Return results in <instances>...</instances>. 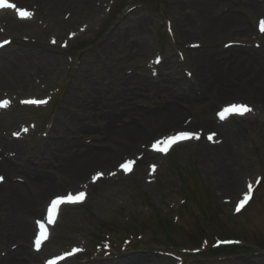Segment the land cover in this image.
Returning <instances> with one entry per match:
<instances>
[{
  "label": "rangeland",
  "instance_id": "374dc122",
  "mask_svg": "<svg viewBox=\"0 0 264 264\" xmlns=\"http://www.w3.org/2000/svg\"><path fill=\"white\" fill-rule=\"evenodd\" d=\"M26 1L19 4L28 8L35 4ZM87 1L94 5L95 11L90 15L82 14L81 20L70 25H56L50 21L51 17L41 15L36 16L34 23L16 22L12 18L17 27L15 31L0 25V41L11 40V44L0 51V57L11 66L19 65L21 78L20 84L7 83L11 89L0 88V100L10 99L11 102L7 109L0 110V148L6 152V143L18 141L16 152H9L10 159L20 167L44 168L50 176L47 194L38 208L39 216L50 197L81 190L88 194V200L81 206L64 208L53 238L41 252H33L32 247L34 216L30 220L33 232L24 242L12 236L11 219L8 220V212L0 208V233L11 237L9 243H0V264L20 254L23 245L30 247L36 256L35 262L29 260L28 264H45L50 256L73 248L80 249L81 253L64 264H128L131 258L134 261L129 264H177L180 257L184 264H264V107L256 105L259 99L250 100L258 97H243L237 91L244 83L238 70L250 65H244L246 61L238 56L232 58L234 52L242 50L263 53L264 61V35L258 33L257 27L259 20H264V11L251 10L248 3L264 6V0H227L205 12L200 0ZM76 6L84 4L78 2ZM73 11L72 5L61 9L60 19L64 13ZM212 13L213 16L237 14L243 22L232 23L228 32L209 38L202 28ZM137 24L143 27L138 30ZM248 29L252 32L245 34ZM113 35H123L125 39L114 43L117 40L111 39ZM109 41L112 43L106 49ZM139 46L149 48L147 53L137 54L133 48ZM16 47L43 51L57 60L54 59L51 67L42 65L32 69L27 58L18 62L10 57ZM193 52L215 54L213 69L206 73L210 76L208 86L197 81ZM44 56V59L48 57ZM85 70L86 79H83ZM130 79L147 81L150 85L141 87L142 93L138 91L136 96L133 92L139 85L130 84ZM165 82L171 85V92L159 91ZM222 85L227 86L229 97L211 100L217 97L216 93L206 99L203 97L206 91L210 94L211 88L218 90ZM171 93L179 98L185 95L194 98V102H183L186 115L180 122L191 121L192 126L182 127L180 123L179 128L156 123L151 126L145 119L129 114L132 109L158 111L159 102L171 97ZM69 94L74 96L72 102L67 99ZM28 97L47 98L49 103L40 109L27 108L23 99ZM238 102L249 104L252 111L245 117L218 123L217 111L224 105ZM122 112L128 115H122L115 122L117 127L140 124L147 136L139 140L149 158L144 169L136 166L129 177L123 176L118 169L106 181H99L91 188L79 186L55 171L58 164L53 167L55 151L49 144L64 137L57 132V127L71 129L70 120L66 118L78 117L81 127L87 129L75 137L78 145L71 149L72 154L80 151L82 155L90 148L117 150L121 157L115 163L119 164L134 157L133 152L123 151L117 143L106 140L103 131L107 117ZM201 122L216 126L212 130L208 126L196 127ZM217 127L233 131L231 138H222ZM193 128L201 130V142L194 140L175 148L168 157L150 152L151 139L177 130L193 131ZM208 133H216V140L219 137L217 145L205 146L213 156H218L223 146L231 152V161L222 162L230 165L238 191L222 188L228 174L217 168L215 157L213 160L200 157ZM61 154L64 160L65 155ZM3 174L0 173L2 179L6 178ZM18 175L11 177L19 182L27 180ZM249 185L256 189L252 204L243 214H236L235 204L244 193L248 194ZM35 190L36 187L29 186L30 193ZM162 211H167L169 216L160 221ZM107 225H113L117 234L122 233L123 240H116L119 235L113 231L111 234ZM139 233L143 235L139 237ZM204 236H209L211 242L213 236L240 238L239 246L246 248L235 254L227 249L217 256L204 255L196 259H187L178 251L162 250L159 246L152 248L153 243L158 242L194 246Z\"/></svg>",
  "mask_w": 264,
  "mask_h": 264
},
{
  "label": "bare ground",
  "instance_id": "6f19581e",
  "mask_svg": "<svg viewBox=\"0 0 264 264\" xmlns=\"http://www.w3.org/2000/svg\"><path fill=\"white\" fill-rule=\"evenodd\" d=\"M26 0H15L17 3H22ZM32 3H35L34 5L36 8V11L39 12L42 16L45 17H51L50 21L60 24H67L70 25L73 22H76L78 19H82V14L90 15L95 11V7L93 4H91L90 1L87 0H30ZM227 0H200V5L202 7V11L205 12L208 10H214L215 5L218 3L226 2ZM28 1H26L27 3ZM78 2L81 4L83 3L84 6L77 7L76 5ZM249 3V9L256 10L258 13L264 11V6L253 3L251 1ZM68 5H72L73 12H71L70 16H67L66 13L62 15V19H60L61 15H59L61 9L68 7ZM31 9L34 10V6H31ZM77 9V10H76ZM10 10H3L0 11V23L2 21L5 22V25L8 28H15L13 23H11V14L9 13ZM207 16V15H206ZM47 17V18H48ZM208 17V16H207ZM48 20V19H47ZM67 20V21H64ZM241 22L242 18L239 17L237 14L233 13H227L224 15L219 16H213V13L211 17L209 16L206 22V25L202 28V32L204 35L211 38L212 36H217L222 33H226L229 30V26H231L232 23ZM243 22V21H242ZM143 25L137 24V29L139 30L142 28ZM136 28V27H133ZM14 30H17L15 28ZM252 32L251 29L245 30V34H248ZM185 38L187 36H184ZM111 39H116L114 43L122 42L125 39V36H115L113 35ZM112 41V40H111ZM111 41L107 43L106 49H109L108 47L111 45ZM111 48V47H110ZM149 48L145 47H134L133 50L137 52V54H145L147 53V50ZM245 54L246 56H243ZM263 53H255V52H248L245 53L244 51L240 50L239 52H234L232 54V58H241V60H245L246 63L244 65L249 64V67H246L244 69H239L238 72L240 74V78L244 81L242 85L237 87V91L242 93L243 97H258V98H250V100H257V106L260 108L264 107V61H263ZM44 55H48L46 59L43 58ZM201 54L197 52L191 53V56H193L194 62L197 65V81L202 83V85L208 86L210 84V76L206 73H209L210 70L213 69V60L212 57L215 56V54ZM249 56V57H248ZM10 57L14 60H17L18 62L20 59H25L29 61L30 65H32V69L34 68H40L42 65L51 67L54 64V59L56 57H53L49 55V53H44L43 51H29L24 50L22 47H16L15 50L11 51ZM46 57V56H44ZM3 58L0 57V88L3 89H11V85L8 88L7 83L9 81L20 84L19 81H21V78L19 77L20 72L18 71V66H11L7 63L3 62ZM57 60V59H56ZM45 62V64H44ZM86 70L84 71L82 78L86 79ZM237 72V71H236ZM239 77V75L237 74ZM218 81L221 80V77H218ZM14 80V81H13ZM137 81V82H136ZM24 84V82H21ZM129 83H136V85H139V89L135 90L133 92V95L138 96L142 93V88H145L146 86H149L150 84L147 83V81H139V80H133L130 79ZM160 90H163V92L170 91L171 92V85L167 82L160 85ZM6 87V88H5ZM14 87V86H13ZM142 87V88H141ZM15 90V89H13ZM215 93L217 94V97H215ZM214 96L211 100H215L217 98L222 99L225 97H229L227 86H223L219 88L218 90H214V88H211V93L209 94L207 91L203 94V97L206 99V97ZM73 95H70L67 97L68 101L72 102L74 99ZM194 98L189 97V95L183 96V98H179L176 94L171 93V97L163 98L160 103V108L158 111H149V112H142L138 111L136 109H132V111H129L131 113H134L135 116L141 118V120H146L148 123L153 126V123H156L157 125L161 126H168V125H177L179 128L180 125L184 127V124H181L182 118L186 115L185 110H183V102L185 100L194 102ZM209 99V100H210ZM80 102V101H79ZM122 115H128V113L122 112V114L114 115L111 117H107L106 121L107 124L105 128L103 129L104 133L107 135L108 141H113L115 144L117 143V146H119L123 151H130L133 152L137 158H135V161H137V166L139 165V168L146 166L148 164L149 158L147 157L144 148L141 147L143 145L142 139H145L147 136L144 135V132L140 128V124L132 123L129 124L122 129L117 127L116 121L122 117ZM66 117V116H65ZM67 120H70L69 124L71 125V129L69 130H63L61 127H57V132L62 133L64 135L63 138H57L56 140H53L50 142L49 147H52L55 152L54 155V165L57 169L55 171L60 172L61 174H64L68 176L69 179H72V181H75L77 185L80 184H86V186L92 187L87 183V180L90 179L92 175L96 174H103L105 175H113L115 172V169L119 163H115L116 159L121 157V152L119 151H110L106 150L105 148L102 149H88V151H85L84 154L79 155L81 152L75 151L74 154H72L71 149L77 147L78 142L75 140V137L78 134L85 133L87 129H84L81 127V121L78 117H72V118H66ZM180 123V125H179ZM193 125V122L187 127H190ZM211 127V130L215 128V124H205L201 122L200 125H197L196 127ZM194 129V128H193ZM199 130V129H194ZM217 132H219L222 135V138L226 137L231 138V135L233 131L226 130L223 127H217ZM195 132V131H193ZM158 137H155L156 139ZM160 138V137H159ZM219 139V137L217 138ZM153 139H151L152 141ZM225 141V140H224ZM223 141V142H224ZM202 149L200 154L201 158H208L212 159L213 157L216 158L218 161H214L217 168L219 170H225L227 175V183L222 182V188L226 191H232L233 189L235 191H238L237 188V181H235V176L232 173V170H229L230 165L224 164L222 161H231V152L226 146H223L221 149H219L218 156H213L214 153L212 151H208L205 149L206 141L202 143ZM19 146V143L17 142H9L5 144L4 149H6V152L3 151L0 148V173H4L3 175L6 177L0 183V208L5 209L7 213L8 220L11 219V228L13 229L11 232L12 236H16L22 240L27 241V238L29 235L33 232V229L31 230L30 220L32 218V222L35 219V222L37 220H40L39 213V207L41 206L42 201L44 200L46 194H47V188L51 183V178L48 175L47 171L43 168L42 170L34 169L30 166L20 167L14 164L12 161H9V152H16V148ZM14 150V151H8V150ZM18 149V148H17ZM63 153L65 155V159H61ZM58 154H61L58 155ZM126 154V153H125ZM119 162V161H118ZM223 163V164H222ZM117 164V165H116ZM13 174H20L18 176L25 177L27 180L24 183H20L17 180H14L15 177H11ZM29 183H28V182ZM106 181V179H105ZM29 186L36 187L35 193L29 192ZM237 188V189H236ZM33 189V188H32ZM30 189V190H32ZM58 195V194H57ZM52 198V197H50ZM253 201V199H252ZM252 201L248 204L246 208L243 209L241 214H243L252 204ZM12 224H15L13 227ZM4 234L0 233V243H9V240H11V237L3 236ZM20 254L16 255L13 258H9L6 262L1 264H28V261L35 262V254L31 251L30 247L27 245H23L21 249L19 250ZM20 257V258H19ZM134 261L133 258L129 259V263Z\"/></svg>",
  "mask_w": 264,
  "mask_h": 264
},
{
  "label": "snow or ice",
  "instance_id": "6c2138e0",
  "mask_svg": "<svg viewBox=\"0 0 264 264\" xmlns=\"http://www.w3.org/2000/svg\"><path fill=\"white\" fill-rule=\"evenodd\" d=\"M0 7H9L10 8V7H14V5H11V4H8V3H2V4H0ZM20 14H21V16L28 15L27 13H24V12H21ZM233 110L236 111L238 114H241L242 115L243 112L245 110H248V109H246L244 106L234 105L233 106ZM229 111H230L229 109H225V112H229ZM221 118L222 119L224 118V114L223 113H221ZM189 135H190L189 133L185 132V133H181L180 134V137H182V138H189ZM209 138L211 139V137H209ZM175 139H177V137L170 138L169 142H172ZM161 150H163V149H161ZM124 167L126 168L127 166H124ZM0 179H2V178H0ZM248 190H249V192H251V185H249V189ZM82 195L83 194H81V197H82ZM77 199H80V197H78ZM248 199H249V196L248 195H245L244 199L240 202V205L239 206H243V204L246 203ZM62 202H64V201H61V200H54V201H52V209H51V211L52 212H55L57 204L62 203ZM67 202H73V198L71 196H69L67 198ZM239 206H238L237 210H239ZM41 235L43 236L44 234L41 233ZM36 243H37V245H39L40 240L38 239L36 241Z\"/></svg>",
  "mask_w": 264,
  "mask_h": 264
}]
</instances>
